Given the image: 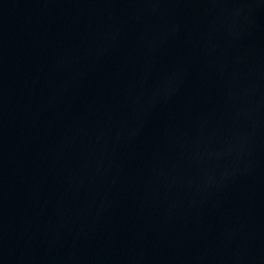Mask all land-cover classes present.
I'll return each mask as SVG.
<instances>
[{"label": "water", "instance_id": "95a60500", "mask_svg": "<svg viewBox=\"0 0 264 264\" xmlns=\"http://www.w3.org/2000/svg\"><path fill=\"white\" fill-rule=\"evenodd\" d=\"M0 264H264V0H0Z\"/></svg>", "mask_w": 264, "mask_h": 264}]
</instances>
